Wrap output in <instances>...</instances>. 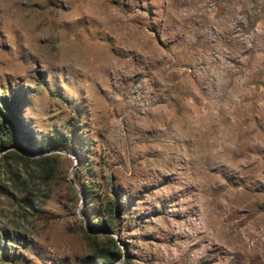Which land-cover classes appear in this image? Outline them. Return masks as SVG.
<instances>
[{
  "label": "rangeland",
  "instance_id": "374dc122",
  "mask_svg": "<svg viewBox=\"0 0 264 264\" xmlns=\"http://www.w3.org/2000/svg\"><path fill=\"white\" fill-rule=\"evenodd\" d=\"M2 99L86 153L0 152V264H264V0H0Z\"/></svg>",
  "mask_w": 264,
  "mask_h": 264
},
{
  "label": "trees",
  "instance_id": "16d2710c",
  "mask_svg": "<svg viewBox=\"0 0 264 264\" xmlns=\"http://www.w3.org/2000/svg\"><path fill=\"white\" fill-rule=\"evenodd\" d=\"M17 105L18 102L16 100L11 102H8L7 99L0 100V152L8 150L10 147H16L33 156H41L52 152H66L75 156L80 163H83L86 150L85 143L81 142L79 139V134L75 133L73 130L64 134L55 132L50 136L44 137L42 140L34 142L23 132V124L16 111ZM1 106L3 108H1ZM13 155L18 156L16 152L9 151L5 160L11 158ZM46 160L49 159H42V161ZM91 190V187L84 185L83 202L86 205L95 199V197L92 196ZM89 208H91V211L96 212L95 214L86 213L90 231L96 234V237H106L103 236V233L109 232L112 227H115L116 222H113L112 219H117V214L120 213V209H114L113 205L106 208L105 210L110 215V220H108L104 218V216H101L103 212L100 206L95 205ZM111 242L114 244L113 240H111ZM3 255L5 256V253H3ZM99 258L103 264H113L121 259V256L118 252H112L108 248H102Z\"/></svg>",
  "mask_w": 264,
  "mask_h": 264
}]
</instances>
